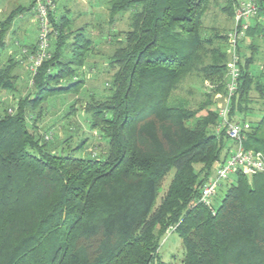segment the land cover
Segmentation results:
<instances>
[{
  "label": "trees",
  "instance_id": "trees-1",
  "mask_svg": "<svg viewBox=\"0 0 264 264\" xmlns=\"http://www.w3.org/2000/svg\"><path fill=\"white\" fill-rule=\"evenodd\" d=\"M104 1L109 24L126 11L130 16L122 37H112L108 96L92 94L81 104L89 128L102 138L97 151L86 157L57 152L38 130L48 96L83 86L78 71L91 46L78 32L64 54L72 31L53 14L52 56L31 75L33 95L0 111V264H173L159 254L171 231L181 239L180 264H264V173L236 172L213 210L196 203L228 144L216 132L215 101L225 93L227 33L208 34L204 22L221 3L234 16L239 0ZM253 1V24L240 42L264 38V0ZM17 13L0 20V46ZM248 48L249 55L240 43L235 48L240 76L232 120L234 111L244 117L250 109L252 91L264 99V75L250 71L259 46L251 41ZM18 64L9 57L1 65L0 89H15ZM196 78L215 110L207 108L193 123L197 111L188 96ZM69 107L72 113L76 102ZM234 121L242 125L244 147L264 155V113L251 124Z\"/></svg>",
  "mask_w": 264,
  "mask_h": 264
},
{
  "label": "rangeland",
  "instance_id": "rangeland-1",
  "mask_svg": "<svg viewBox=\"0 0 264 264\" xmlns=\"http://www.w3.org/2000/svg\"><path fill=\"white\" fill-rule=\"evenodd\" d=\"M83 1L84 0H77L79 14H67L68 18L71 20L75 18L78 19L75 23L71 21V25L69 24L73 30H78L74 31L71 34L72 36L70 35L66 41L65 47L69 48L68 45L75 42V33L78 32L82 33L83 37H88L92 40L91 47L95 48V50H93L91 55L87 53L84 64L85 66L78 71L79 76H82L85 79V84L78 92L63 90L54 92L53 95L48 96L46 100L41 103L42 107L39 108V110L41 109L44 111L40 116L37 117V119L41 118L39 123L41 127L40 129L36 128V130L38 129L42 132L44 131L45 133L43 134H49L51 136V138L48 140H51L50 143L53 144V147H55L54 149H56L57 152L61 151L64 154H70L75 157L90 156L89 151H97V149L94 147L95 144H97L99 141L103 142L102 138L97 136V132L92 131L89 128L85 119V113L81 108V104L92 94L104 99L106 96H108V83H110L112 73L115 71V69L108 64L109 56L116 45V43L112 40V37L114 34L116 37H122L123 33L128 29V21L130 16V12L126 11L120 14L112 24H109L108 21H106V18L103 20V17L106 15L105 11H103L104 15L100 14L101 17L95 21V26L92 27L91 25H94L92 24V19L95 18V13L92 7L95 8L97 2L101 0L93 2L88 0V4L83 3ZM221 5H223V3L220 5H212L210 7L204 22L208 34L212 35L214 33H228L232 27L234 16H229L223 13L220 8ZM55 6V10L58 15L65 14L62 7L63 0H55ZM104 7L106 10H108V5L105 2ZM27 14L31 15L33 18V26L36 28L35 16L31 13ZM259 21H262V19H259ZM249 22L251 23V19ZM212 28L213 30L211 31ZM245 39L247 41L252 40L250 37ZM245 39L240 42L241 51L243 54L249 55L250 50L248 47H246L248 43ZM80 42L83 41L80 39ZM253 42L259 46V50L256 53V57L254 59L255 61L250 65V71L255 75H259L261 73L264 75V38L262 39L255 37ZM218 44L221 45V43ZM225 44L227 46L229 45V49L231 50L232 47L230 42L226 41ZM0 53L2 58H6L7 55L4 50L0 49ZM228 57L230 59L231 52L228 53ZM240 61L243 62V58H241ZM2 63H5V61L0 62V67ZM28 72L20 66L15 68V89H0V111L2 108L13 106L16 99L21 96H25L28 93H30L31 96L33 95L34 88L31 84V74L30 71ZM191 84L192 86L190 88L192 93L189 94L188 97L191 98L190 107L197 111L196 117L192 119V122L194 123L206 112L207 108L215 110V106L213 104H207V102L210 100L209 97L204 93L207 89L198 78L193 79ZM250 96L252 99L256 98V100L252 103H247V106L249 104L250 109L244 114V117L242 115V111H234V120L241 122L244 121L247 122V124H251L260 119L264 113V99H261L256 91H252ZM215 101H217V99ZM73 102H76V109L72 113H68L70 112L69 106ZM35 113H37V111ZM84 139H86V143L84 144L83 148H77L78 144ZM170 177L171 174L167 175L164 181L161 183L159 188V196L166 189ZM234 179L235 174H231L228 179L220 183V185L216 188L215 195L213 197V205H218L220 203L227 186L231 182H234ZM159 254L162 260L165 262L180 264V261L183 257V247L181 239L175 231L166 233L162 237L159 246Z\"/></svg>",
  "mask_w": 264,
  "mask_h": 264
},
{
  "label": "built area",
  "instance_id": "built-area-1",
  "mask_svg": "<svg viewBox=\"0 0 264 264\" xmlns=\"http://www.w3.org/2000/svg\"><path fill=\"white\" fill-rule=\"evenodd\" d=\"M55 7V0H33L32 9L37 29L36 42L33 49L26 46L19 47L20 57L25 58L31 75L36 73L43 61L52 56L50 15H54ZM256 11L257 6L253 0L240 1L235 6L232 27L227 33V39L232 48L226 69L225 93L216 94L215 98L219 99L216 101L218 117L216 132L223 131L226 135L230 142L229 152L225 158L218 161L213 176L203 184L199 196L196 198V203H202L212 210L216 188L231 174L241 172L249 177L257 173H264V155L260 151L244 147L242 125L230 118L231 101L237 91L240 76L239 57L235 48L245 37L249 21L256 14ZM50 138L49 134L45 135V139Z\"/></svg>",
  "mask_w": 264,
  "mask_h": 264
},
{
  "label": "crops",
  "instance_id": "crops-1",
  "mask_svg": "<svg viewBox=\"0 0 264 264\" xmlns=\"http://www.w3.org/2000/svg\"><path fill=\"white\" fill-rule=\"evenodd\" d=\"M90 1L93 2V1H97V0H90ZM104 2H105L104 0L98 1L95 8L92 7V9L95 13V18L92 19L93 20L92 24H94V25H91L92 27L95 26V21L97 19H99L101 17V15H104L103 11H105V13H106V15L104 17L102 16L103 20L106 18L107 19L106 21H109V11L106 10V8L104 7ZM83 3L88 4V0H86V2L84 0ZM100 4H102L103 7ZM32 5H33V0H0V20H4L11 12H14V11L18 12L12 18L10 23H8V25H7L6 32L4 35V40H3L4 44L2 46H0V49L4 50L7 56H6V58L5 57L2 58L1 53H0V62L1 61L6 62L9 57H13L15 60L16 59L19 60V64L17 65V67L20 66L21 68H23L27 72L29 70L27 68L26 61L24 60L25 58L20 57L21 55H20V48L19 47L20 46H26V47L30 48V47L34 46L35 42H36L37 31H36V28L33 26V18L31 17V15L27 14V13H31L34 15ZM62 7H63V11L65 14L58 15L56 13V10H55L54 19H56V21L62 22L63 26L65 27V30L67 32L72 31V33H73V31L78 30V29L73 30L71 28V26H69V24L71 25V21L73 23H75L78 19L75 18V19L71 20L68 18V15H70L71 13H74V15L79 14L78 13L79 7H78L77 0H63V6ZM250 24H253L252 20H251ZM72 33H70L69 36L66 38L65 43ZM257 37H259V36H257ZM254 38L255 37H253L252 40H250V41H247L246 39L245 40L249 44L251 41H254ZM259 38H262V37H259ZM91 44H92V40H91ZM248 44L246 47H248ZM70 49L71 48H67L64 51V54H67V56H69L71 53ZM93 50H95V48H92L90 46V49L88 50V54L91 55ZM2 64H4V63H2ZM84 84H83V86H84ZM218 94H221V93H218ZM229 145H230V142L228 141V144H226L225 148L222 151V157L220 158V160L226 157L228 150H229Z\"/></svg>",
  "mask_w": 264,
  "mask_h": 264
}]
</instances>
